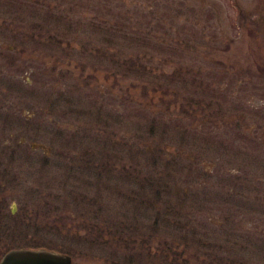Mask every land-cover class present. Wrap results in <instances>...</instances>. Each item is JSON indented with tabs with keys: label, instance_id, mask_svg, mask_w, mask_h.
I'll return each instance as SVG.
<instances>
[{
	"label": "rangeland",
	"instance_id": "1",
	"mask_svg": "<svg viewBox=\"0 0 264 264\" xmlns=\"http://www.w3.org/2000/svg\"><path fill=\"white\" fill-rule=\"evenodd\" d=\"M19 33L41 86L0 85V258L264 264V0H0Z\"/></svg>",
	"mask_w": 264,
	"mask_h": 264
},
{
	"label": "flooded vegetation",
	"instance_id": "2",
	"mask_svg": "<svg viewBox=\"0 0 264 264\" xmlns=\"http://www.w3.org/2000/svg\"><path fill=\"white\" fill-rule=\"evenodd\" d=\"M0 38H7V39L9 38L8 41L12 42L5 44L4 40L0 39L1 41L0 42V75H6L7 77H9V78H5L0 76V82L6 81V79L8 82V83H0V85L6 84L9 88H11L13 91H16L18 93L24 92L25 89H31L34 91L38 90L39 87L41 86V82L38 79H36V76H38L40 73L34 71L35 61L39 60L35 55L36 52L39 51L38 49L40 42L38 38L36 36H30L22 33L1 35ZM16 43L19 45H17ZM20 55L23 56L20 57ZM29 58L32 60V62L26 61L29 60ZM24 70L27 74L32 73L33 75L32 78L26 77L25 81H23L22 79L10 81L16 77V72L24 71ZM21 76L23 77V75ZM12 84L15 85L12 87ZM9 103H13V104L10 105ZM21 105L22 104H20V100L19 101L18 100L15 101V99H13V101L6 100L5 104H0V118L7 119L13 117L15 119H18L21 116V114H18ZM22 111L25 114L28 110L26 111V109H23ZM162 243L163 246L166 245L164 242ZM156 249L157 247L153 249V253H157ZM161 255H162V259L164 258L163 260L166 261L167 245L161 248ZM214 261L218 262L219 259H214ZM225 264H237V263H233L232 261H229V262H225Z\"/></svg>",
	"mask_w": 264,
	"mask_h": 264
},
{
	"label": "water",
	"instance_id": "3",
	"mask_svg": "<svg viewBox=\"0 0 264 264\" xmlns=\"http://www.w3.org/2000/svg\"><path fill=\"white\" fill-rule=\"evenodd\" d=\"M71 256L45 247L17 248L7 251L0 264H71Z\"/></svg>",
	"mask_w": 264,
	"mask_h": 264
},
{
	"label": "trees",
	"instance_id": "4",
	"mask_svg": "<svg viewBox=\"0 0 264 264\" xmlns=\"http://www.w3.org/2000/svg\"><path fill=\"white\" fill-rule=\"evenodd\" d=\"M4 190H5V188H4ZM5 203H6V201L4 200V199H0V211H6L5 210ZM7 212V214H12V213H10L9 211H6ZM35 246H38V245H35ZM172 251V249H169V253H168V251H167V257H169L170 256V252ZM175 254V253H174ZM169 261V260H168ZM169 263H171V262H169Z\"/></svg>",
	"mask_w": 264,
	"mask_h": 264
}]
</instances>
